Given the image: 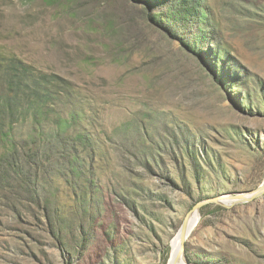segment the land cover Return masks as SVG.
Segmentation results:
<instances>
[{
	"label": "rangeland",
	"instance_id": "rangeland-1",
	"mask_svg": "<svg viewBox=\"0 0 264 264\" xmlns=\"http://www.w3.org/2000/svg\"><path fill=\"white\" fill-rule=\"evenodd\" d=\"M205 7L231 67L243 70L238 87L223 88L210 57L150 24L142 3L0 0V56L73 83L62 110H79V129L97 139L93 169L83 171L100 190L83 220L71 186L53 173L48 205L65 221L78 216L85 236L64 233L59 243L35 204L8 203L0 188V264H168L197 202L264 182V0H205ZM27 124L18 131L26 134ZM137 126L138 145L154 149L149 165L129 155ZM177 126L196 138L195 154H205L198 168L174 144ZM185 264H264V193L233 206L204 205Z\"/></svg>",
	"mask_w": 264,
	"mask_h": 264
},
{
	"label": "trees",
	"instance_id": "trees-1",
	"mask_svg": "<svg viewBox=\"0 0 264 264\" xmlns=\"http://www.w3.org/2000/svg\"><path fill=\"white\" fill-rule=\"evenodd\" d=\"M133 1L143 4L150 24L178 38L192 53L205 59L210 57L209 71L214 72V77L223 88L240 86L243 70L231 67L230 57L223 53L219 42L220 31L211 24L205 0ZM233 76L238 80L234 81ZM72 93L73 83L65 77L39 71L17 56H0L2 197L8 203L20 199L21 207L25 206L24 200L35 204L36 209L46 216V230L59 243L63 242L64 233L77 231L82 234L81 241H85V236L83 224L80 222L81 225H76L78 216L65 221L55 208L48 205L54 184L53 173L63 176V181L71 186L73 195L80 202L76 213L79 215L80 212L83 220L88 206L100 199V190L95 189L92 178L83 171L93 169L99 151L96 148L97 139L90 132L79 129V110L72 111L68 116L62 110L64 103L72 100ZM242 99L249 101L248 95ZM25 121L29 122V130L23 134L18 128ZM126 135L125 131L122 132L121 138L126 140ZM132 135L133 148L129 155L135 156L144 165H149L151 160L156 161L152 146L146 148L138 145L144 136L139 126ZM172 137L180 151L183 148L186 150L196 168L200 166L199 161H207L205 154H195L196 138L187 128L177 126ZM20 143L23 145L20 146ZM30 146L32 148L28 152L26 147ZM73 183L77 187L72 186ZM92 220L93 216L90 222ZM164 259L167 261L168 256Z\"/></svg>",
	"mask_w": 264,
	"mask_h": 264
},
{
	"label": "water",
	"instance_id": "water-1",
	"mask_svg": "<svg viewBox=\"0 0 264 264\" xmlns=\"http://www.w3.org/2000/svg\"><path fill=\"white\" fill-rule=\"evenodd\" d=\"M264 193V182L256 189L248 192H241L236 195H221V196H216L212 198H207L204 200H201L197 202L192 210L189 212L187 217L184 220V223L179 231V233L176 236H180L182 239V248L181 252L185 254L186 251V241L189 238L187 234V229H188V219L189 217L196 211L200 213L201 208L208 204V203H215V204H223L227 206H233L235 204L239 203H246L249 201H252L254 198L261 196ZM229 201L228 203L226 202L227 200Z\"/></svg>",
	"mask_w": 264,
	"mask_h": 264
},
{
	"label": "bare ground",
	"instance_id": "bare-ground-1",
	"mask_svg": "<svg viewBox=\"0 0 264 264\" xmlns=\"http://www.w3.org/2000/svg\"><path fill=\"white\" fill-rule=\"evenodd\" d=\"M228 202L229 201L227 200V203ZM196 214L197 212L195 211L188 219L187 222L188 229L186 234L188 236H190L193 219ZM181 248H182V239L180 238V236H175L174 239L172 240V254L168 264H185V254L181 252Z\"/></svg>",
	"mask_w": 264,
	"mask_h": 264
}]
</instances>
